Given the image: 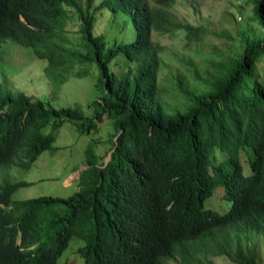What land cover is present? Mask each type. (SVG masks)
Here are the masks:
<instances>
[{
    "label": "trees",
    "instance_id": "trees-1",
    "mask_svg": "<svg viewBox=\"0 0 264 264\" xmlns=\"http://www.w3.org/2000/svg\"><path fill=\"white\" fill-rule=\"evenodd\" d=\"M172 1L0 0V41L31 47L51 80L94 62L101 87L90 117L78 104L53 106L0 80V264H57L72 235L83 241L76 253L85 264H211L207 255L264 264L253 239L264 238V0H249L247 19L259 36L237 29L240 51L206 78L189 85L176 71L160 85L162 46L152 30L184 27L187 39L199 38V28L174 20ZM104 8L110 17L121 13L123 24L128 16L132 39L109 42L93 32L95 11ZM74 21L75 29L66 27ZM119 52L131 64L112 70ZM103 117L116 131L104 163L86 152L90 179L66 196L11 199L30 181H10L8 167L52 149L63 121L88 131ZM216 186L229 201L223 211L203 206Z\"/></svg>",
    "mask_w": 264,
    "mask_h": 264
},
{
    "label": "rangeland",
    "instance_id": "rangeland-1",
    "mask_svg": "<svg viewBox=\"0 0 264 264\" xmlns=\"http://www.w3.org/2000/svg\"><path fill=\"white\" fill-rule=\"evenodd\" d=\"M97 2L98 0H93V4ZM251 5L249 0H173L169 9L174 20L199 28V38L187 39L184 27L166 31L152 30V39L162 46V64L157 73L158 83L167 84L169 77L177 71L192 85L198 77L206 78L211 74L218 61H225L229 54L240 51L235 30L239 29L248 37L259 36L262 30L247 19L251 13ZM95 14L96 21L92 28L94 33H104L109 42L114 35L117 41L133 38L127 15V24H123L121 13L110 17L109 11L104 8L96 10ZM66 27L75 29L76 21L66 24ZM262 58L260 63L264 65V56ZM44 63L45 59L36 57L31 52V47L9 38L0 41V80L9 88L47 99L53 106L78 104L84 113L91 117L96 109L94 101L101 93V87L95 84L98 71L94 62L74 63L71 71L64 69L67 77L61 82L51 80L45 75ZM190 63L193 66L187 68ZM128 64L131 62L119 52L109 62V68L119 70ZM79 69L85 72L75 75L73 71ZM260 71L259 68L258 72ZM260 76L264 81V73H260ZM164 99L168 100L169 95H164ZM50 128L47 124L41 130L47 132ZM115 131L113 118L103 117L88 131H81L74 123L63 121L55 133L52 149L42 150L28 166L11 165L7 168L10 181H30L29 184L15 188L11 199L42 194L66 196L72 193L79 184L93 176L89 167H86L87 153L92 154L88 159L95 165L104 163L109 157L112 134ZM239 162L242 172L247 174L249 168L246 155L243 158L240 153ZM220 188L216 186L211 195L205 198L204 207L217 211L226 209L229 201L222 198ZM253 239L260 256L264 258V238L256 235ZM82 243L79 237L72 235L57 256L56 263L85 264L83 258L76 253V247ZM207 258L211 264H237L222 255H207ZM166 260L165 264H181L176 259Z\"/></svg>",
    "mask_w": 264,
    "mask_h": 264
},
{
    "label": "clouds",
    "instance_id": "clouds-1",
    "mask_svg": "<svg viewBox=\"0 0 264 264\" xmlns=\"http://www.w3.org/2000/svg\"><path fill=\"white\" fill-rule=\"evenodd\" d=\"M241 170H242V168H241ZM243 173V172H242ZM244 174V173H243Z\"/></svg>",
    "mask_w": 264,
    "mask_h": 264
}]
</instances>
